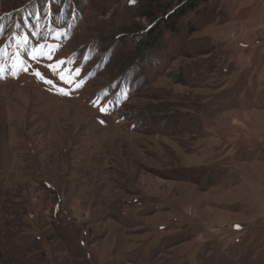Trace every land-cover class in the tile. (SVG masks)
<instances>
[{
  "label": "rangeland",
  "instance_id": "374dc122",
  "mask_svg": "<svg viewBox=\"0 0 264 264\" xmlns=\"http://www.w3.org/2000/svg\"><path fill=\"white\" fill-rule=\"evenodd\" d=\"M65 3L0 75V264H264V0H198L140 55V3ZM39 5L0 0V28ZM50 50L87 73L69 95L34 75L68 89Z\"/></svg>",
  "mask_w": 264,
  "mask_h": 264
},
{
  "label": "trees",
  "instance_id": "16d2710c",
  "mask_svg": "<svg viewBox=\"0 0 264 264\" xmlns=\"http://www.w3.org/2000/svg\"><path fill=\"white\" fill-rule=\"evenodd\" d=\"M57 1L58 3L60 2V4H62V8H66L69 6V4L65 3V0H57ZM57 1L54 4V6H57ZM137 2L140 3L137 14L132 15L131 18L137 17V18L145 19L149 22L151 27H153L151 29L145 28L146 30L142 29L145 30V34H144L145 38L142 42L138 44L137 53H136L137 55H140L141 53L145 52L150 47V45L153 44V41H155L157 36L160 34L162 28H166V30L174 29L175 28L174 25L178 24L179 22L177 20L180 17L184 16L188 10L189 11L192 10L196 5V3L198 2V0H187L185 3L182 2L176 6H172L171 3L169 2L165 3L162 0H135V2L134 3L131 2L129 6L132 5L135 6ZM65 12H69V9L68 11ZM81 14L82 12L75 13V16L77 17ZM160 14H162V16H159ZM54 15H58L57 12H55V10H54ZM75 23H76V18L75 21L70 26L71 32L73 31L74 33H75L74 30ZM138 26L139 25L132 23V25L129 27L121 28L115 34V37H120L119 42H121L125 36L133 35L136 32V30L139 28Z\"/></svg>",
  "mask_w": 264,
  "mask_h": 264
},
{
  "label": "snow or ice",
  "instance_id": "6c2138e0",
  "mask_svg": "<svg viewBox=\"0 0 264 264\" xmlns=\"http://www.w3.org/2000/svg\"><path fill=\"white\" fill-rule=\"evenodd\" d=\"M130 2L134 3L135 0H130ZM48 13H44V15H47ZM37 18L39 19V14L37 15ZM3 32V29L0 28V33ZM66 33H57L55 38L59 39L61 35H64ZM26 42V41H25ZM44 45L38 44L36 47L32 49V51L29 53V56L33 61H36L39 63L41 56H44L43 49ZM60 45H56V49H58ZM2 51V50H0ZM39 53V54H36ZM85 59H88L87 57H84ZM46 59L49 61L55 60V63H49L47 65V68L51 70L54 76L58 77L60 81H62L64 84L68 85V89L59 87V85L56 84L55 80L47 78L45 74L37 70L34 75L43 81V83L49 85L50 87H56L57 90L64 95L71 94V91H74L78 89L79 87L83 86V76L87 73L84 72L79 66L76 65V62H72L74 64V67L71 69H67L68 61H65L64 59H60L58 56L54 57L52 54V50H50L47 53ZM31 65H28L27 67L22 66V70L28 71ZM67 69V71H65ZM4 72V69L0 68V75ZM111 103V101H109ZM99 107V111L101 113L107 114L108 109L105 107L103 103L97 105ZM101 123H104V121H101Z\"/></svg>",
  "mask_w": 264,
  "mask_h": 264
},
{
  "label": "bare ground",
  "instance_id": "6f19581e",
  "mask_svg": "<svg viewBox=\"0 0 264 264\" xmlns=\"http://www.w3.org/2000/svg\"><path fill=\"white\" fill-rule=\"evenodd\" d=\"M57 32H58V31H57ZM22 41H23L24 45H26L25 39H22ZM15 45L19 46V44H15ZM24 45L19 46V48H20L21 50H24ZM120 97H122V96H120Z\"/></svg>",
  "mask_w": 264,
  "mask_h": 264
}]
</instances>
